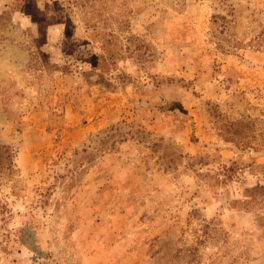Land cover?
I'll return each mask as SVG.
<instances>
[{"label": "rangeland", "instance_id": "obj_1", "mask_svg": "<svg viewBox=\"0 0 264 264\" xmlns=\"http://www.w3.org/2000/svg\"><path fill=\"white\" fill-rule=\"evenodd\" d=\"M0 264H264V0H0Z\"/></svg>", "mask_w": 264, "mask_h": 264}, {"label": "trees", "instance_id": "obj_2", "mask_svg": "<svg viewBox=\"0 0 264 264\" xmlns=\"http://www.w3.org/2000/svg\"><path fill=\"white\" fill-rule=\"evenodd\" d=\"M170 109H179L180 111H182V107L178 103L173 104V106H171Z\"/></svg>", "mask_w": 264, "mask_h": 264}]
</instances>
